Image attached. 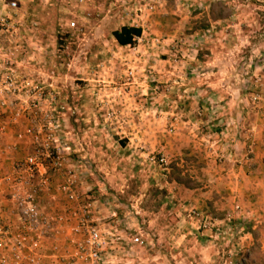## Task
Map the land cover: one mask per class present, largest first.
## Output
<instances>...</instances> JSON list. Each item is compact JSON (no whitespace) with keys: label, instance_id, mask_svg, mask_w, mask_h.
Here are the masks:
<instances>
[{"label":"rangeland","instance_id":"obj_1","mask_svg":"<svg viewBox=\"0 0 264 264\" xmlns=\"http://www.w3.org/2000/svg\"><path fill=\"white\" fill-rule=\"evenodd\" d=\"M19 7L20 31L0 37L1 52L51 93L59 123L57 143L67 147L63 173L51 172L62 177L58 184L73 175L78 201L92 203L91 218L97 201L108 217L103 223L111 222L116 211L122 219L118 227L142 235L146 245L133 246L129 255L135 264L150 256L151 263L159 260L151 251L156 240L150 217L160 213L171 231L185 213L198 222L196 227L188 223L191 230L209 229L211 222L203 226L205 216L211 215L206 209L195 207L200 214L193 216L188 209L194 206L185 211L172 194L188 197L202 190L200 154L211 148L207 132L226 127L221 116L228 117V127L237 123L245 129L248 114L237 112L235 103L246 98L249 108L264 100V0H19ZM124 24L142 28L131 45H120L112 35ZM208 71L219 80L228 77L230 87L223 94L231 93L233 100L218 99L216 103L229 100L230 111L218 110L214 118L207 110L191 111L203 119L188 129L192 138H200L196 147L180 139L189 126L173 122L184 118L182 108L195 105V88L206 86L202 73ZM30 119L28 125L34 123ZM159 133L169 140L167 146L158 142ZM21 139L29 141L31 151L16 165L35 151L28 136ZM162 155L166 164L160 161ZM243 224L248 228L231 214L217 228L233 232V242ZM168 235L158 241L159 250H172ZM72 237L67 240L73 247ZM256 245L244 252L240 264H264V253ZM128 252L119 251L116 262L106 255V263L126 264ZM234 254H229L228 264H236ZM181 257L167 252L166 264L189 263Z\"/></svg>","mask_w":264,"mask_h":264},{"label":"crops","instance_id":"obj_2","mask_svg":"<svg viewBox=\"0 0 264 264\" xmlns=\"http://www.w3.org/2000/svg\"><path fill=\"white\" fill-rule=\"evenodd\" d=\"M227 74H229V72ZM202 76L206 78L207 84L203 89L201 87L195 88L196 93L194 96L198 98V100L195 101V105L192 102L193 105L191 109L186 106L182 108L179 113L182 114L184 118L178 119V117H176L175 122H173H180V124L182 122V124L189 126V128L184 130V135L180 139L184 140L187 138L189 141L194 142L193 145L192 143H189V145L196 147L197 145L195 143H199L198 139L200 138H192L193 135L188 133V129L195 126V121L200 119L196 114L194 117L191 111L199 110V112L201 111V113H203L207 110L209 114H213L214 118L218 110L229 112V100H233V98H231V96H233L231 93H226L227 96L223 94L227 92L230 87L229 81L226 79L228 77H223L222 80H219L214 71H208L205 74L202 73ZM219 92L221 94H219ZM220 98L229 100L216 103ZM245 100H238L235 103L236 107H233L236 111L241 110V112L244 113L243 116H245V113L248 114L247 120L246 116L244 120L247 121L245 129H240L237 123L232 124V127H228L230 126L227 121L228 117L221 116L219 121H225L223 124L226 127L221 128L218 132H212L211 134L207 132L208 137L210 136L211 148H209V151L205 150L204 154H200L201 159L204 160L202 163L204 165L199 169L201 170V174L205 177L204 186L200 188L202 190L192 191L188 197L172 194L174 203L177 202L178 205H182L185 211L188 209L189 205L200 208L201 210L206 209V211L211 214L209 218L212 226L208 227L209 229L191 230L188 223L196 227L198 226V222L184 213V216L187 215L189 219L184 216L179 217L175 226L170 229L171 231H167L163 226L164 219L160 216V213L155 219L150 217L149 221L153 223L155 227V230L151 232L153 234L152 239L157 242H155L154 249H150L152 252L154 251V253L158 254L156 257L159 258V260L157 263H151L150 256L148 259L142 261V264H166L165 253L167 252L181 254V262L187 260L190 264H228V262H230L229 254L235 252L234 255L237 254L236 264H240L239 258L242 257L245 251H249L250 247L255 243H257L256 246H259V250L264 253V100L255 107L249 108ZM182 111L184 112L182 113ZM220 115L221 114L217 116ZM0 118L8 125L6 134L2 138L3 146L0 150V176L2 177L6 174L13 173L16 168L15 162L31 151L29 141L21 139L22 137L19 136V133H22V130L29 124V120L31 119L28 114L20 120H15L7 113H0ZM231 118L236 120L233 116H231ZM202 120H200V122H202ZM204 120L210 122V120ZM209 124H216L215 119H212ZM243 124L244 122L242 125ZM219 135L222 136L220 137L221 139L218 137ZM197 136L199 137V135ZM143 137L145 138V136ZM157 137L159 143H164V146L168 145L169 140H167L162 133H159ZM51 172L52 171H48L47 168H41L40 172H38L39 174L34 178L38 183L41 179L40 177H43L44 174H48L51 177L50 189H45L41 192L39 199L40 206L44 211L53 213L63 212L67 213L68 216L64 221L62 229L57 234H53L48 238L43 248L40 249V253L45 255L43 259L41 258L40 260L41 264H60V260L54 257L55 255H63L66 252L74 251V248L68 245L67 240L71 234V226L77 222V218L73 215V209L80 208V205L87 201L83 198V201H76L71 204L66 195L56 189L58 180L62 177L60 175L53 176ZM10 192V185H8V183H0V205L3 208L4 217L7 224L10 225L11 228L16 229L18 226V216ZM93 202V204L97 206L96 209L95 207L93 208L95 213L94 218L96 220L95 223L105 232H111L113 234L109 235V238L112 240L114 247L107 250L106 254L107 256L109 255L107 260L109 259L108 261L116 262V254L123 250L124 253L129 251L128 257H125V263L135 264L133 263L134 259L129 256L132 247H135V245L137 247H144L146 244L138 245L133 243L131 241L133 235L127 230L129 227H118V224L122 225V219L117 216L116 211L112 213L114 217L111 219V222L107 224L103 223V219L105 221V217L106 219L108 217L103 214L102 209H100V206L97 204L98 202ZM237 204L240 205V210L235 209ZM97 208H99L98 211ZM229 214H232V217L240 220L241 223L247 222L248 224V228L246 224H243L238 231L239 234H237V238L234 239L233 242L229 241L233 232H229L228 230L223 231L217 228L220 223L228 219ZM144 233L149 234V232ZM167 233H169V238L172 239L169 243L174 245L173 248L171 247L172 250L165 252L162 249L159 250L158 241L163 240ZM224 233H228L229 235L225 236L223 235ZM78 237L81 238L82 235L79 234ZM224 239H228L230 243H226ZM153 240L150 243L154 244ZM175 243H177V245ZM253 264L263 263L254 261Z\"/></svg>","mask_w":264,"mask_h":264},{"label":"built area","instance_id":"obj_3","mask_svg":"<svg viewBox=\"0 0 264 264\" xmlns=\"http://www.w3.org/2000/svg\"><path fill=\"white\" fill-rule=\"evenodd\" d=\"M19 9V0H0V37L3 34L14 36L19 33ZM71 25L74 26L75 22ZM2 49L0 47V113H7L15 120H20L25 114L32 117L34 123L28 125L19 136H28L35 144V151L28 154L21 163L18 162L13 173L0 177V183L10 185V196L18 216V226L13 229L7 224L0 205V264H41L40 260L45 255L40 253V249L48 238L62 229L68 215L42 210L40 195L45 189H50L51 177L44 174L38 183L34 178L41 168L62 174L67 147L57 143L55 129L59 123L53 115V105L49 101L51 93L47 86L22 73L18 66H13L10 57L1 52ZM7 126L0 118V150ZM160 161L162 164L167 163L164 155ZM56 189L64 193L68 200L78 201L73 175L69 174L66 180L56 185ZM80 206L73 209L77 222L70 228L74 251L54 257L60 260V264H107V250L114 247L109 235L113 234L105 232L91 218V201L87 200ZM240 208L238 204L235 206L236 210ZM188 210L193 216L200 214L195 207ZM228 216L231 217V214ZM210 222L206 215L203 226L207 227ZM79 234L82 237L75 238ZM131 241L138 245L145 244L140 234L133 236Z\"/></svg>","mask_w":264,"mask_h":264},{"label":"trees","instance_id":"obj_4","mask_svg":"<svg viewBox=\"0 0 264 264\" xmlns=\"http://www.w3.org/2000/svg\"><path fill=\"white\" fill-rule=\"evenodd\" d=\"M142 34V28L137 25L124 24L112 31L113 37L120 45H131Z\"/></svg>","mask_w":264,"mask_h":264}]
</instances>
